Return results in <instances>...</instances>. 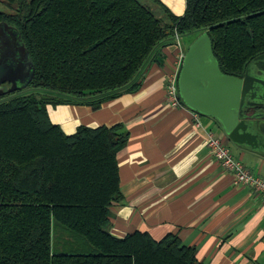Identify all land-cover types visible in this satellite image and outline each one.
Listing matches in <instances>:
<instances>
[{"label":"trees","instance_id":"trees-1","mask_svg":"<svg viewBox=\"0 0 264 264\" xmlns=\"http://www.w3.org/2000/svg\"><path fill=\"white\" fill-rule=\"evenodd\" d=\"M185 1L178 16L160 0H0V22L18 30L34 67L27 88L0 96V264H203L174 234L112 235L128 130L66 134L47 108L98 109L137 90L159 48L195 30L228 74L264 54V0Z\"/></svg>","mask_w":264,"mask_h":264},{"label":"crops","instance_id":"crops-1","mask_svg":"<svg viewBox=\"0 0 264 264\" xmlns=\"http://www.w3.org/2000/svg\"><path fill=\"white\" fill-rule=\"evenodd\" d=\"M160 1L175 15L185 12V0ZM185 52L173 39L159 48L158 61L142 68L137 90H119L98 109L49 104V116L66 134L81 125L123 124L128 130L118 154L122 200L111 208L112 235L141 231L160 240L174 234L196 248L203 264H264V200L221 167L206 133L220 136L236 160L263 177L264 158L234 148L211 118L200 114L196 126L193 110L169 104L167 79Z\"/></svg>","mask_w":264,"mask_h":264},{"label":"water","instance_id":"water-1","mask_svg":"<svg viewBox=\"0 0 264 264\" xmlns=\"http://www.w3.org/2000/svg\"><path fill=\"white\" fill-rule=\"evenodd\" d=\"M186 50L179 70V98L187 108L215 121L218 134L234 147L257 158H264V68L256 63L261 54L248 62L238 75L225 71L213 52L207 31ZM34 67L18 30L0 22V96L27 88ZM8 82L6 91L1 87Z\"/></svg>","mask_w":264,"mask_h":264},{"label":"built area","instance_id":"built-area-1","mask_svg":"<svg viewBox=\"0 0 264 264\" xmlns=\"http://www.w3.org/2000/svg\"><path fill=\"white\" fill-rule=\"evenodd\" d=\"M167 101L172 107H182L183 103L179 98L177 85V72L171 73L167 79L166 90ZM193 118L196 126H200V114L193 111ZM207 146L211 154L219 162L221 167L230 172L236 184L249 186L256 191L264 200V177L252 173L241 160H236L224 140L212 131L207 133Z\"/></svg>","mask_w":264,"mask_h":264},{"label":"rangeland","instance_id":"rangeland-1","mask_svg":"<svg viewBox=\"0 0 264 264\" xmlns=\"http://www.w3.org/2000/svg\"><path fill=\"white\" fill-rule=\"evenodd\" d=\"M0 8H2V5H1V2H0ZM200 34V32H189V33H186L184 35H180V36H177L175 39H174V42L176 43H180L182 46H183V49L184 51H186L188 49V47L190 46V44L193 42V40ZM11 87V84L8 83V82H5L3 85H2V89L3 90H7V88H10ZM233 151V150H232Z\"/></svg>","mask_w":264,"mask_h":264},{"label":"flooded vegetation","instance_id":"flooded-vegetation-1","mask_svg":"<svg viewBox=\"0 0 264 264\" xmlns=\"http://www.w3.org/2000/svg\"><path fill=\"white\" fill-rule=\"evenodd\" d=\"M256 63L259 65V67L264 68V60H258Z\"/></svg>","mask_w":264,"mask_h":264}]
</instances>
